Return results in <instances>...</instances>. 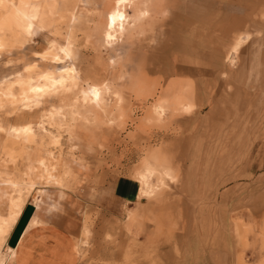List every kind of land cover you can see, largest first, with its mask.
<instances>
[{
  "label": "rangeland",
  "instance_id": "obj_1",
  "mask_svg": "<svg viewBox=\"0 0 264 264\" xmlns=\"http://www.w3.org/2000/svg\"><path fill=\"white\" fill-rule=\"evenodd\" d=\"M3 1L0 215L8 233L26 201L42 199V228L62 252L54 264H264V111L223 69L197 66L207 59L179 21L191 4L220 8L215 0H129L113 41L105 35L116 0ZM30 9L32 32L13 19ZM250 35L205 57L233 61ZM69 43L70 58L55 62ZM66 67L78 72L74 82L32 109L2 95L11 82L37 83ZM146 170L155 172L156 193L130 203L114 196L119 178L140 186ZM4 246L0 264H15L19 247Z\"/></svg>",
  "mask_w": 264,
  "mask_h": 264
},
{
  "label": "crops",
  "instance_id": "obj_2",
  "mask_svg": "<svg viewBox=\"0 0 264 264\" xmlns=\"http://www.w3.org/2000/svg\"><path fill=\"white\" fill-rule=\"evenodd\" d=\"M213 2L220 8H204L199 12L198 5L194 8L191 4L189 9L181 11L186 21L180 19V25L194 43V52L207 59H201L197 66L201 65L205 71L223 69L232 87L253 93L261 114L264 111V0H215L211 5ZM215 31H219L218 36L214 35ZM245 33L251 35L236 53L231 52L233 61L226 60L218 66L216 61H209L211 56L205 57L214 52L221 56L220 50L233 47L236 38ZM139 187L136 180L122 177L114 183L113 193L118 200L130 203L138 198ZM42 209V199L39 209L36 203L26 201L9 229L4 247H19L14 255L15 264H54L59 260L62 252L53 245L55 233L42 228ZM34 219L39 220L35 229L31 226Z\"/></svg>",
  "mask_w": 264,
  "mask_h": 264
},
{
  "label": "bare ground",
  "instance_id": "obj_3",
  "mask_svg": "<svg viewBox=\"0 0 264 264\" xmlns=\"http://www.w3.org/2000/svg\"><path fill=\"white\" fill-rule=\"evenodd\" d=\"M127 2H129V0H116V2H115L116 7L108 14V19H107V22H108V29L107 30L108 31H106L107 33L105 36L109 41L117 40L118 39V37H117L118 30H123L125 28L124 24H125L126 20H128L127 19L128 14L126 15V11H125V5L127 4ZM0 3L4 4V1L0 0ZM33 7H31V9ZM19 15H20V17H19ZM36 17H37V15H36V12H34V10H31V11L26 12V13H25V11L18 10V11H15L13 14V19L17 20L19 22V24H20V22L27 21V23L25 22V29L28 32L33 31L34 26H35V21L37 19ZM40 19H39V21H40ZM3 23L4 24L6 23V25H7V21H5V20H3ZM20 26L22 27L21 24H20ZM245 39L247 40V38H245ZM246 40L242 39L240 41V43L243 44L244 41H246ZM70 43L68 46L64 45V46L60 47V49L58 48L60 51L59 53H60V55L62 54L61 56L63 58L61 56H59V54H54L53 59L55 62H60V61H62V59L70 58V50H72L70 47L71 46ZM4 46H5V42L2 39H0V48H2ZM55 47H56V43L54 41H51V45L49 46V49H47L48 50L47 52L52 53V51ZM73 68H67V67L63 68L59 72L58 76H55V74L53 72L44 73L41 76H39V78H41V80H40V82H37V83H34V81L32 82V78L24 79V80L19 79L17 81L11 82L7 85L5 90L1 91L2 95L5 99L9 100V102H11V103H18L19 101L20 102L22 101V103H23V101L24 102L26 101V103L28 102V105L24 106V107H27L28 109H32L33 108L32 104L34 103V105H37L36 100H38L39 98L44 97L45 95H47L53 91L55 92L56 90H58V88L61 89L60 87H62V89H63L65 86H68L69 83L74 82V80L76 79L75 75L77 77L78 72L76 73L75 68L74 69ZM15 87L19 88V93H18L19 95L18 94L16 95L14 93ZM90 92L91 93L89 95H91L92 101L97 103V104H100L101 97H102L101 90L97 87H94L90 90ZM23 128L24 129H22V130L25 134H32L33 130L31 129V127L26 126V128L25 127H23ZM16 132L20 134L19 130H16ZM154 174H155V172L153 170H146V172L140 173V175H139V180H138L140 183L139 194H141L144 197L150 196V195L156 193L158 188H159L158 185H155L152 182V180H153L152 177H154ZM11 180H14V179H11ZM7 182L11 183V185L13 187H15L18 184V183L17 184L15 183V180L14 181H7ZM15 188H17V187H15ZM40 205H41V202H40V199H38V201H37V208L38 209L40 208ZM18 207H19L18 204L13 205L11 215H13V216L16 215V209ZM13 218L14 217L11 216L10 220H12ZM8 228H9L8 220L3 218L0 215V255L2 254L1 253V251H2L1 247L5 243L6 237L8 235ZM7 248H8V250H11L10 247L7 246Z\"/></svg>",
  "mask_w": 264,
  "mask_h": 264
}]
</instances>
